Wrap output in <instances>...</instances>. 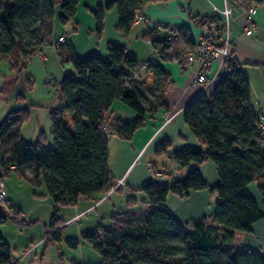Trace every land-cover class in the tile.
I'll return each mask as SVG.
<instances>
[{
    "label": "trees",
    "instance_id": "trees-1",
    "mask_svg": "<svg viewBox=\"0 0 264 264\" xmlns=\"http://www.w3.org/2000/svg\"><path fill=\"white\" fill-rule=\"evenodd\" d=\"M79 1L0 0V59L8 57L14 69H25L28 59L52 32L56 5L61 2L59 19L67 23L76 15ZM154 1L159 0H108L98 5L94 10L97 34L104 30L106 10L117 9L118 29L127 35L135 26V14ZM236 1L249 9L264 0ZM204 19H198V23L201 25ZM174 32L173 38H152L163 60H170V49L180 53L194 45L187 27ZM58 48L61 62H71L72 69L59 83L61 104L50 109L54 144L45 142L43 131L35 142L22 135L29 114L26 107L10 110L0 122L4 176L15 170L32 186L45 185L52 199L46 245L63 237L66 220L62 206L75 205L82 196L109 191L115 185L109 168L110 135L104 129L105 115L114 101L120 99L136 112L135 118L109 122L114 135L130 139L144 124L147 113L160 106L167 108L165 95L170 78L166 66L153 60L148 62L150 74L137 78L134 70L138 58L115 42L108 43L106 56L97 52L80 56L67 40ZM183 116L202 146L187 144L170 151V140H163L156 153L168 154L181 167H187L186 174L167 184L145 183L139 189L141 195L127 196L129 207L113 213L111 224L85 231L84 238L102 255L101 262L94 264H264L260 250H240L234 245L238 233L250 232L252 223L264 217L263 131L252 102L250 79L237 60H226L212 88L186 104ZM208 160L218 170L219 180L214 186L200 170V164ZM254 181L263 197L262 206L250 190ZM204 188L218 193L210 216L181 221L165 205L169 193L186 195ZM120 190L116 187L114 191ZM142 202L144 210L150 208L141 220L130 206ZM11 208L9 214H0V222L12 216ZM67 241L78 246L77 240ZM12 259L13 247L0 231V264Z\"/></svg>",
    "mask_w": 264,
    "mask_h": 264
},
{
    "label": "crops",
    "instance_id": "crops-1",
    "mask_svg": "<svg viewBox=\"0 0 264 264\" xmlns=\"http://www.w3.org/2000/svg\"><path fill=\"white\" fill-rule=\"evenodd\" d=\"M107 1L80 0L76 15L67 23H62L59 19L61 2L58 3L55 8L56 15L52 22V32L39 48L46 54L47 58L38 50L28 61L31 64L35 57H40L45 62L46 69L50 70L51 79L54 78L57 82L56 99L50 103L49 110L61 104L59 83L63 79L65 72L72 69L71 62L62 63L60 59L58 37L62 34L67 36V41L72 44L76 53L80 56L95 52L106 56L109 42L124 45L128 52L138 58L139 62L143 61L145 64L141 69L137 67L134 70L137 78H144L150 74L148 70V62L150 60L161 62L166 66L170 74L169 85L165 95L167 108L160 106L156 111L147 113L144 124L135 131L130 139L117 135L109 137L110 173L115 184L119 178H123V181L118 185L121 190L114 191V194L107 197V199L111 197L118 199L117 204H120L121 210H124L129 207L126 201L127 196L141 195L142 191L139 189L145 183L158 181L167 184L173 179L184 177L186 174L187 167H181L168 154L156 153V147L160 142L170 140V151L178 150L187 144L202 146L183 116L184 107L199 94V88L185 90L186 72L176 62L161 59L160 47H155L148 42V39L154 36L160 38L168 37L172 31L180 27L190 29L195 39L201 32V25L198 23V19L213 14L219 22L223 23L226 20L224 10L231 9V37L232 45L235 48V57L250 79L254 106L259 113H264V1L259 3L258 11L250 20L247 16V9L236 0L154 1L146 4L143 10L139 12L143 16L142 21L135 23L133 30L127 35L118 29L119 14L114 7L106 10L104 17L105 27L103 32L98 35L94 10L98 5H104ZM247 26L252 28L250 34L246 33ZM144 42L149 46L145 50L147 55L140 50L141 46L139 43ZM65 50L66 45L63 46V55L66 57ZM30 64L28 65L27 62L26 68L33 75L34 70ZM15 76L16 74L14 75L12 72L3 76L0 75V89L3 90L0 92L7 99L13 101L12 105H17L16 108L25 107L19 106L22 103L18 102L19 99L14 93L15 82L14 84L11 82L14 81ZM20 94L24 98V95ZM6 115L4 114V117ZM67 116H69V113H67ZM135 117L136 112L120 99L114 101L107 115L108 121L114 118L128 120ZM23 129L24 126L21 128V133L24 136ZM24 137L26 138V136ZM200 170L211 186L217 184L219 180L218 170L212 161L208 160L200 164ZM250 190L259 205L262 206L263 197L257 182L254 181L250 184ZM104 192L90 197L82 196L77 204L62 206L65 211L71 209L72 206L78 209L66 221L77 218V216L89 211L91 208L97 207L102 201L106 200V198L101 197ZM217 197V191L210 188L192 190L186 195L169 193L165 205L181 221H187L212 215L215 210ZM9 198L12 208H16L11 197ZM82 204H85L83 209L80 208ZM122 206L125 207L122 208ZM130 207H136V205ZM44 236L35 244H43ZM234 245L240 250L256 249L264 253V217L252 223L250 232L238 233ZM20 256H15L13 250V259H17Z\"/></svg>",
    "mask_w": 264,
    "mask_h": 264
},
{
    "label": "rangeland",
    "instance_id": "rangeland-1",
    "mask_svg": "<svg viewBox=\"0 0 264 264\" xmlns=\"http://www.w3.org/2000/svg\"><path fill=\"white\" fill-rule=\"evenodd\" d=\"M149 43L152 44V42ZM139 44L141 52L147 55L145 50L149 46L145 42ZM29 64L30 61H28ZM30 65L34 70L33 75L27 68L14 69L10 58L4 57L0 59V75L3 76L12 72L17 76L11 83L14 84L15 82L14 93L19 99L18 102L22 103L19 106H25L29 109V114L22 125L27 140L36 141L43 131L45 142L53 145L54 136L49 117V107L50 103L56 99L58 85L54 78L51 79V72L46 69L45 62L40 57H35ZM143 65H145L143 61L139 62L138 68L141 69ZM0 91L3 90L0 89ZM20 93L24 95V98L21 97ZM2 94L0 92V122L4 114L6 115L9 110L17 107V105H12L13 101ZM3 181L16 208H11V217L9 215L4 222H0V231L4 238L13 245L14 255H24L19 264H94L101 262V253L94 248L90 241L84 238L83 233L99 229L102 225L111 224L113 213L121 210L120 204H117L118 199L106 198L112 196L114 192H104L101 197L106 198V200L97 207L91 208L68 222L65 221L63 237L60 241L49 242L48 245L44 242L38 245L35 243L45 235L46 225L51 219L53 208L52 199L45 185L34 187L22 180L15 170L4 176ZM84 207L85 204L80 206L81 209ZM143 207H145L143 202L134 207L138 218L141 220L145 218L150 208L149 206L144 210ZM77 211L78 209L73 206L66 211L61 208L64 220L70 218ZM0 214L7 213L3 208H0ZM67 238L77 240L78 246L75 247L70 244Z\"/></svg>",
    "mask_w": 264,
    "mask_h": 264
},
{
    "label": "built area",
    "instance_id": "built-area-1",
    "mask_svg": "<svg viewBox=\"0 0 264 264\" xmlns=\"http://www.w3.org/2000/svg\"><path fill=\"white\" fill-rule=\"evenodd\" d=\"M258 8L259 3H254L246 10L249 20L253 18ZM224 13L226 15V20L223 23L219 22L213 14L205 17L204 22L201 24V32L194 39V45L192 47L180 53H176L170 49V60L176 62L187 74L185 90L199 88V93L209 91L224 70L226 60H236L235 53L232 52L231 9H225ZM142 19L143 16L137 12L135 14V23L142 21ZM251 32V26H247L246 33L250 34ZM175 35V32L172 31L168 38H173ZM65 40H67L65 34L58 37L59 43ZM148 41L152 42V39L150 38ZM39 52L47 58L43 51L39 50ZM107 115L108 112L105 115L106 122L104 129L112 136L114 133L109 125L110 121H108ZM259 118V126L262 131H264V113H259ZM11 168H14V165H11ZM122 181L123 178H119L114 187L109 190L110 193L114 192L115 188L118 187ZM0 203L7 209L11 208L10 198L5 189L3 177H0ZM23 257L24 255L17 259H12L8 264L19 263Z\"/></svg>",
    "mask_w": 264,
    "mask_h": 264
},
{
    "label": "water",
    "instance_id": "water-1",
    "mask_svg": "<svg viewBox=\"0 0 264 264\" xmlns=\"http://www.w3.org/2000/svg\"><path fill=\"white\" fill-rule=\"evenodd\" d=\"M0 177H4V170L2 167V163H1V158H0ZM0 208H3L5 210V213L9 214V210L5 208L4 206H2L1 203H0Z\"/></svg>",
    "mask_w": 264,
    "mask_h": 264
}]
</instances>
